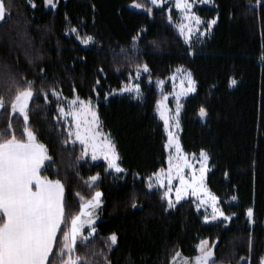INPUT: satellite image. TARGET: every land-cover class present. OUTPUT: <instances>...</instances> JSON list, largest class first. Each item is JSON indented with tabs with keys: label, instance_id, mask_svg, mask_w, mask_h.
I'll return each instance as SVG.
<instances>
[{
	"label": "trees",
	"instance_id": "1",
	"mask_svg": "<svg viewBox=\"0 0 264 264\" xmlns=\"http://www.w3.org/2000/svg\"><path fill=\"white\" fill-rule=\"evenodd\" d=\"M55 1V8L45 9L43 0H34L35 8L28 0H11L0 21V80L10 74L18 81L34 82L28 127L51 157L41 174L64 185L67 221L62 230L79 213L80 196L88 199L95 190L101 193L96 232L86 246L77 245V253L88 255L93 264H106L105 257L93 256V251L106 253L110 264H169L177 252L193 256L198 241L208 239L215 243V264H260L264 3L213 0V7H196L198 17L216 18V23L208 37L188 46L173 25L174 11L166 6L135 0L151 9L149 14L129 8L133 0ZM77 36L93 39L85 47ZM144 65L150 82L142 83L140 98L107 97ZM176 67L190 71L195 81V92L182 103L179 142L187 153L206 152L205 182L230 217L227 224L205 223L190 199L169 207L161 190L147 188L146 179L163 168L166 159L165 133L156 114L161 92L155 81L166 79ZM52 89L62 98L95 101L101 127L109 133L124 169L121 174H114L103 162L77 159L82 147L70 141L58 120ZM14 92L0 87L6 103L0 109V132L8 133L0 140L13 134L26 139L24 120L11 113ZM202 107L204 121L197 118ZM90 176H98L91 188ZM248 208L253 209L251 222ZM113 233L117 244L109 249L108 237Z\"/></svg>",
	"mask_w": 264,
	"mask_h": 264
},
{
	"label": "snow or ice",
	"instance_id": "2",
	"mask_svg": "<svg viewBox=\"0 0 264 264\" xmlns=\"http://www.w3.org/2000/svg\"><path fill=\"white\" fill-rule=\"evenodd\" d=\"M31 7L35 8L34 0H28ZM153 6L161 3V0H149ZM257 3H264V0H257ZM45 5L51 8L56 7L54 0H45ZM11 6V0H0V21L8 14ZM133 6L142 8V5L135 3ZM192 3L189 0H176V8L183 10L185 15L182 22L178 25L180 33L183 35L185 28L191 32V24H200V17L191 12ZM151 14V9L147 10ZM187 21V23H185ZM215 21L209 22V27ZM72 32L77 30L73 28ZM77 39L85 45L93 39L91 36L79 37ZM135 39V38H134ZM43 71V70H42ZM144 71H148L147 65H144ZM189 86L188 92L194 91L195 82L188 74ZM99 83V81H97ZM159 83H163L160 81ZM235 84V81H231ZM23 85V87H21ZM0 87H5L9 92L15 89L14 96L11 99L10 107L12 113H18L23 116L25 127L23 136L26 139H17L15 134L9 139L0 140V264H93L88 255H80L77 253V245L86 246L90 238L96 232L93 225L94 210L102 203L101 193L96 191L94 195L85 200L80 196L79 213L71 217V225L67 230H62V225L66 223V205L64 202V185L59 180H52L41 173L46 161H50L51 157L47 155L45 145L38 142L34 131L28 127L29 123V102L34 96V82L30 80H17L13 75H7L0 80ZM52 95L57 97L59 105V97L61 93L52 89ZM120 91H135L140 94L138 84L121 88ZM47 101V95H45ZM159 103V102H158ZM79 105V107H77ZM6 107L5 99L0 95V109ZM61 116L72 117L71 124L74 125V135L76 140L84 146L83 155H87L91 150L92 159H97L98 155H103L108 161V169H113L119 173L124 171L117 163L118 156L115 151V145L110 138L100 131L99 118L96 111L91 105V101L85 102L78 97L68 101V109L58 106ZM179 104L177 105L176 116L167 115L161 112V118L164 120L165 127L168 130V142L165 148L175 147V157L169 156V168L167 170L168 192L164 193L168 197L172 191L173 172L179 179L180 184L176 187V200L179 201L182 195L187 193L191 188L192 195L197 196L204 194L207 200L201 199L200 204H206L208 200L212 204L211 217L205 216V220H216L217 217H224L225 220L230 219L224 211L216 206L217 197L207 191L203 180L204 173L207 171L205 162L208 157L201 150L200 157L201 167L199 176L191 175L190 180H186L183 169L191 168L185 154L182 153L179 141L171 130L179 126ZM200 115H205V110L200 109ZM88 117H91L89 119ZM175 121V123H172ZM11 129V123H9ZM7 131L0 132V137L6 136ZM73 135L71 126L69 127V136ZM78 157L77 159H81ZM106 169V171L108 170ZM156 181L163 185L164 173L157 172L153 174ZM98 176H90L88 178L89 188L95 186ZM148 187H152L151 177H149ZM79 195V193H77ZM169 207H173V201L168 200ZM200 207V205H197ZM247 216L251 222L253 209H247ZM85 225L90 229L87 235H83ZM62 231V235H58ZM110 241L107 247L111 249L117 244V236L115 233L108 237ZM213 246H208V241H201L197 246L199 255L195 256L191 261L185 258L184 264H215ZM92 255H102L107 261L106 253L92 252ZM180 257L177 253L173 257L175 264L176 259ZM260 264H264V256L260 258Z\"/></svg>",
	"mask_w": 264,
	"mask_h": 264
},
{
	"label": "rangeland",
	"instance_id": "3",
	"mask_svg": "<svg viewBox=\"0 0 264 264\" xmlns=\"http://www.w3.org/2000/svg\"><path fill=\"white\" fill-rule=\"evenodd\" d=\"M54 2L57 4V2L55 0H54ZM148 2H149V0H148ZM189 2L192 3V5H193L192 9H191V12H193V13H195L194 9L196 7H201V6L213 7L214 6L213 5V0H189ZM135 3H137V2H135ZM137 4H139V3H137ZM43 6H44L45 9H50L51 8L50 6H46L45 5V0H43ZM163 6L167 7V11H169V10H173L174 11L175 15L173 16V19H172L173 25H174L175 29L177 30L178 34L181 36V38L184 41V43L186 45H188V46L194 45V43H196L198 41H201L202 39L208 37L210 35L211 31H212V28L214 27V25L216 23V18H213V19H210V20H203V19L200 18V20H201L200 24H195L194 22H192V24H191V32L188 31V28H185L184 34L182 35L180 33V31H179L178 25L182 22V17L185 15V13L183 12V10L176 8V0H161V3L158 4L157 6H154V7L160 8V7H163ZM128 7L133 9V10H136V11L148 12L147 11L148 9L146 7H144L143 5H142V8L134 7L133 6V2H131L128 5ZM195 15H196V13H195ZM196 16H198V15H196ZM210 21H215V23L211 24V27H209V22ZM185 23H187V21H185ZM79 42L85 47H87V46H89L91 44V41H89V43L87 45L83 44L81 42V40H79ZM188 74L191 75L190 71L186 70L185 68L176 67V68H174L172 70V73L170 74L169 77H167L166 79H163V80H156L155 81L157 90L159 92H161V96H160V98H159V100L157 101V104H156V114H157L158 119L161 121V123L163 125V129H164V133H165V144L168 142V130L165 127L164 120L161 118V112H164L167 115L176 116V114H177V105L179 104V115H178V120H179L180 113H181V110H182L183 101L187 97H189L190 95H192L195 92V90L191 91V92L187 91V88L189 86ZM191 79L194 81L192 75H191ZM160 81H162L163 83H159ZM149 82H150V79H149V77L147 75V71H144V67L138 68L129 77V80H128V82L126 84H123L119 89L111 90L110 93L107 95V97L115 96V95L120 96V95H123V94H127V95H130V96L134 97V98H140L142 96V94H141V85H142V83H149ZM135 84H138L139 87H140V94L139 95L135 91H123V92L120 91L121 88L129 87V86L135 85ZM194 88H195V85H194ZM53 97L57 98L55 96H53ZM75 98H77V97L66 99V98H62L60 96L59 97L60 104L58 106H62V107H64L67 110L68 109V101H71V100H73ZM84 101L85 102L91 101V105H92V107L94 108V110L97 113L95 101H93V100H84ZM77 107H79V105H77ZM11 113H12V111H11ZM12 114H14V113H12ZM15 114L19 115L18 113H15ZM57 115H58V120L63 124V126L65 127V129H66V131L68 133V135H69V127L71 126V130L73 131V135L69 136V138H70L71 142L77 143V144H79L82 147V160L87 161L89 163L103 162V163H105L107 165V168H108V161L104 158V156L102 154L98 155L97 159L93 160L92 159V155H91V150L89 149L88 154L87 155H83L84 146L80 143V141L76 140V137L74 135V130H75L74 129V125L71 124L72 117L71 116H67V117L61 116V114L58 111V107H57ZM19 116L22 117V119H23V116H21V115H19ZM97 116H98V114H97ZM205 117H206V114L202 117L200 115V111L198 112L197 118L200 121H204ZM88 118L91 119V117H88ZM98 118H99V116H98ZM172 123H175V121H172ZM179 123H180V121H179ZM99 126H100V131L102 133L106 134L110 138L109 133L107 131H105L101 127L100 120H99ZM171 130L173 131V134L176 136V138L179 141L180 124H179L178 127H174ZM110 140H111V138H110ZM179 146L181 148L180 142H179ZM181 151H182L183 154L186 155L189 163L192 165L191 168L185 167L183 169L185 179L186 180H190L191 179V175L193 174V171H195V174L197 176H199V174H200L199 173V169L201 167V159H202L200 157V152L201 151L197 152V153H187V152L183 151L182 148H181ZM165 152H166L165 166L163 168H160L159 170H157L155 172V173H157V172H161L163 170V173H164L163 185L161 186L160 184H158L157 181H156L155 176L152 174L151 176H149V177H151L152 187L149 188L148 187L149 177L146 179L147 188L148 189H153V188L159 189V190L162 191L163 196H164L165 192H168V188H169L168 183H167V170L169 168V163H168L169 156L175 157L176 149H175L174 146L173 147H169V148H165ZM116 154H117V152H116ZM117 163H118V161H117ZM205 167H206L207 171L204 173L203 183H204L207 191L210 192L208 190L206 182H205V177H206V174H207V172L209 170L208 159L205 162ZM109 170L112 171L116 175H119V174L122 173V172L117 173L113 169H109ZM88 183H89V181H88ZM179 184H180V181L175 176V173L173 172L172 191L169 193L168 197L164 196V198L166 199L167 202H168L169 199H171L173 201V204H177V203L182 202L184 200L190 199L193 202V204L195 206V209L199 212V214L201 216V219L205 223L216 222V221H224L226 224L228 223L229 219L225 220L224 217H217L216 220H211V219L205 220V216L211 217V215H212V204H211V201L208 200V202L206 204L201 205L200 204L201 199L207 200L208 199L207 196H205L202 193L197 195V196H194V195H192L191 188H189L187 190V193L182 195V198L179 201H177L176 200L175 189H176L177 186H179ZM96 191H99V190H95L93 192L92 196L94 195V193ZM100 199H101V197H100ZM85 200H87V199H85ZM197 205H200V207H197ZM100 206H101V204L99 205V207L97 209L94 210L95 215H94V218H93V225H95V223L99 219ZM216 206L218 208H220V206L218 204V199H217ZM246 217L249 219V217L247 216V211H246ZM70 225H71V222H70ZM70 225H69V228H70ZM85 230H90L87 225H85V227H84L83 235H85L84 234ZM205 240L208 241V246L209 247H211V246H213V244H215V243H210L208 239H200L198 241V243L196 244V246H195V251H196L195 254L193 256H190V257H186V256H183L182 254H180V257L178 259H176L175 264H184L185 258H187V260L191 261L195 256L199 255V252L197 251V246L200 245L201 241H205ZM177 253H179V252H177ZM177 253H175L172 256L169 264H174L173 257H175ZM262 256H264V253L262 254Z\"/></svg>",
	"mask_w": 264,
	"mask_h": 264
}]
</instances>
